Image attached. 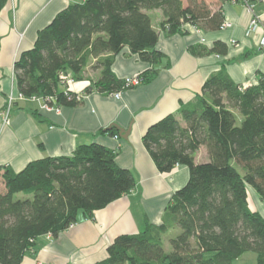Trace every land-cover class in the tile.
<instances>
[{"label": "trees", "instance_id": "trees-1", "mask_svg": "<svg viewBox=\"0 0 264 264\" xmlns=\"http://www.w3.org/2000/svg\"><path fill=\"white\" fill-rule=\"evenodd\" d=\"M211 8L202 0H84L60 11L37 33L31 50L15 64L16 86L25 97H41L54 107L75 108L77 94L61 83V75L81 81L99 70L94 91L127 90L111 72L113 56L127 49L152 66L141 83L149 82L165 56L156 50L159 34L148 12L160 11L161 30L181 33L184 25L205 32L224 25L222 4ZM255 4L260 0H248ZM7 0H0V11ZM194 57L225 56L227 46L190 47ZM103 57V59H101ZM101 59V60H100ZM47 98L50 101H47ZM237 121L240 122L237 126ZM142 144L160 174L184 166L189 178L169 200L159 225H147L133 235L117 236L106 258L95 264H233L254 253L264 264V219L249 207L248 188L264 204V75L237 85L222 68L202 85L193 103L180 105L151 125ZM204 148L207 160L195 162ZM0 264H21L26 252L44 235L57 238L74 226L79 215L92 214L134 187L130 171L118 167L114 152L87 144L69 156L28 163L18 173L0 167ZM171 231L174 238L164 239ZM164 244H169L166 252Z\"/></svg>", "mask_w": 264, "mask_h": 264}, {"label": "crops", "instance_id": "crops-1", "mask_svg": "<svg viewBox=\"0 0 264 264\" xmlns=\"http://www.w3.org/2000/svg\"><path fill=\"white\" fill-rule=\"evenodd\" d=\"M83 1L7 0L0 11V112L10 93L15 98L19 94L14 70L19 56L33 48L37 33L60 11ZM181 1L186 5V0ZM206 3L211 8L219 6L216 0ZM221 8L222 29L205 32L184 25L183 31L174 35L161 30L160 11L148 12L152 28L159 34L155 48L165 59L155 67L156 75L149 82L122 91L119 98L94 91L100 71L91 69L93 61L81 81L66 84L77 94L89 91L81 105L61 107L56 113L42 108L45 101L41 97L13 103L7 124L3 126L0 120V167L18 173L32 161L69 156L78 146L99 144L113 151L116 165L130 171L134 179L130 192L90 218L79 215L77 223L57 238L44 235L37 239L21 264H95L106 258V249L117 236L137 234L148 224H160L172 195L186 185L189 171L175 166L168 174L158 173L143 147L144 133L162 118L175 114L180 105L193 103L203 83L222 68L237 85L253 83L256 73L264 75V0L253 5L262 26L248 37L245 34L251 15L244 6L228 1ZM215 42L227 46L225 56L194 57L189 53L190 47L211 49ZM110 69L115 78L124 80L139 77L152 66L125 48L113 56ZM112 126L125 131L126 139ZM197 154L207 160L204 148L195 154V162L200 163Z\"/></svg>", "mask_w": 264, "mask_h": 264}, {"label": "built area", "instance_id": "built-area-1", "mask_svg": "<svg viewBox=\"0 0 264 264\" xmlns=\"http://www.w3.org/2000/svg\"><path fill=\"white\" fill-rule=\"evenodd\" d=\"M229 2H233V3H240L241 5L244 6V8L250 13V23L248 25V28H247V31H246V34L245 36L248 37L250 36L251 33H254L257 31V29L259 27H261V21L260 19L254 14L253 12V5L252 3H250L248 0H229ZM224 26V25H223ZM222 26V28H223ZM221 28V29H222ZM264 28V27H263ZM261 45L262 47H264V37L263 39L261 40ZM60 79H61V83L62 84H67V83H73V80L67 76V75H61L60 76ZM141 84V79L140 77H133V78H126L123 80V88H126L127 90L131 89V88H134V87H137ZM122 91L120 92H116V93H113V97L115 98H119L120 94H121ZM38 97H25L23 96L21 93H19L17 95V97L15 98L11 93L10 95L8 96L7 98V101H6V104L4 106V108L2 109V111L0 112V120L4 125L7 124V121L9 119V115H10V112H11V109H12V106H13V103L15 101H20V100H24V99H31V100H36ZM43 99V98H42ZM43 101H45L43 99ZM47 101H50L49 98H47ZM44 110L46 111H53V112H56V113H59V109L58 107H54V106H49L47 104L43 105L42 107ZM115 139H117V136H114Z\"/></svg>", "mask_w": 264, "mask_h": 264}, {"label": "rangeland", "instance_id": "rangeland-1", "mask_svg": "<svg viewBox=\"0 0 264 264\" xmlns=\"http://www.w3.org/2000/svg\"><path fill=\"white\" fill-rule=\"evenodd\" d=\"M184 1V0H183ZM203 2H208V0H202ZM153 15H156V14H153ZM153 19V23L157 24L158 23V18H157V15L156 16H153L152 17ZM240 122L237 121V126H239ZM202 154H197V157L198 159H200V163H204L206 162L201 160L202 157H201ZM3 188V184H2V181L0 179V191L2 190ZM248 203H249V207L251 210L257 212L258 214H260V216L264 219V204L263 202L261 201V199L259 198V196L256 194V192L251 189V188H248ZM177 234V231H171V232H168L165 236H164V239L166 240L168 237L169 238H174V236H176ZM164 249L166 252H169L170 250V246L169 244H164ZM233 264H256V257H255V254L254 253H245L239 260L235 261Z\"/></svg>", "mask_w": 264, "mask_h": 264}, {"label": "water", "instance_id": "water-1", "mask_svg": "<svg viewBox=\"0 0 264 264\" xmlns=\"http://www.w3.org/2000/svg\"><path fill=\"white\" fill-rule=\"evenodd\" d=\"M111 128H114V129L118 130V132L121 133L120 138H122V139H126V137H125L126 132H125V131H122L121 129L117 128L116 126H112ZM111 128H110V129H111ZM110 129H109V130H110Z\"/></svg>", "mask_w": 264, "mask_h": 264}]
</instances>
